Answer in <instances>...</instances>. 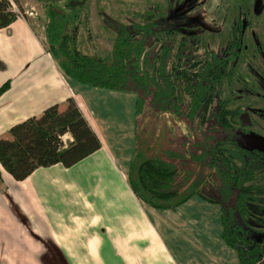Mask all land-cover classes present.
<instances>
[{"label":"trees","instance_id":"trees-1","mask_svg":"<svg viewBox=\"0 0 264 264\" xmlns=\"http://www.w3.org/2000/svg\"><path fill=\"white\" fill-rule=\"evenodd\" d=\"M36 1L45 5L47 49L65 75L86 86L136 95L135 148L128 172L133 194L156 209H175L194 195L217 205L223 240L238 264H264V150L237 138V130L254 121L248 118L244 125L241 108L227 109L221 97L233 69L200 38L190 43L163 28L159 18L164 9L157 3L142 13L125 12L115 26L104 18L102 27L111 32L113 46L109 56L101 57L81 50L74 36L84 0ZM16 18L9 1L0 0V30ZM6 88L4 84L0 94ZM146 105L157 120L171 123L160 117L165 113L191 123L181 133H199L200 139L188 146L182 138L183 149L165 151L164 158L151 146L143 147L146 143L137 141V119ZM9 135L0 139V166L16 181L40 167L69 168L101 147L72 98L64 110L50 106L13 126ZM66 135L71 137L67 144Z\"/></svg>","mask_w":264,"mask_h":264},{"label":"crops","instance_id":"crops-1","mask_svg":"<svg viewBox=\"0 0 264 264\" xmlns=\"http://www.w3.org/2000/svg\"><path fill=\"white\" fill-rule=\"evenodd\" d=\"M4 84L0 139L50 106L64 110L72 98L101 147L69 168L40 167L22 181L0 166V264H238L217 205L194 195L175 209H156L133 194L134 93L65 75L26 16L0 30ZM12 204L27 215L31 236Z\"/></svg>","mask_w":264,"mask_h":264},{"label":"rangeland","instance_id":"rangeland-1","mask_svg":"<svg viewBox=\"0 0 264 264\" xmlns=\"http://www.w3.org/2000/svg\"><path fill=\"white\" fill-rule=\"evenodd\" d=\"M12 9L19 10L26 18H28L30 25L34 29L37 37L40 39L45 48H48L45 38V5L41 1L36 0H10ZM84 11L79 13L80 17L75 24L76 30L74 36L77 41L78 47L86 53H96L101 57L109 56L113 46V38L110 31L103 29L104 18H109L110 23L107 25L115 26L116 21H122L125 18V12L142 13L150 3H157L165 5V0H84ZM61 2H58L60 4ZM264 3V0H263ZM240 5L246 6V0H208L202 5L201 19L214 29L219 31V34H212L210 32H202L200 40L209 46L210 51L218 52L219 47L224 43L227 37V30L232 22L231 14H234L237 7ZM61 6V5H60ZM252 11V5H250ZM194 12V13H193ZM192 13L197 16L198 11L193 10ZM192 16L187 19L190 26V21L196 17ZM252 25L249 27L245 34V42L247 49L239 53V59L235 65L234 75L231 80L226 82L223 88L224 98L228 99L229 110L236 108L249 107L248 115L244 121V125L249 124L250 120L254 121L250 127H243L242 130H237V138L242 142L245 141L249 145L259 147L264 150V63L262 62L261 55L254 49V41L258 42L264 51V21L263 15L252 18ZM112 23V24H111ZM170 26V25H168ZM189 26V27H190ZM202 27V26H201ZM203 28V27H202ZM260 30L259 42L258 36H252V32ZM216 31V32H217ZM218 33V32H217ZM262 53V51H260ZM242 92V96L236 89ZM256 93V94H255ZM253 94V95H251ZM241 106V107H240ZM255 109V110H254ZM161 118L171 120V123L163 120H157V115L146 105L143 115L137 119V141L143 144V147L151 146L154 152L161 157H165V151H181L183 146H179L180 142L189 140L186 145L190 146L192 141L200 139L199 133L190 132L189 138L185 133L191 126L183 118H175L174 115L160 113ZM250 118V120L248 119ZM183 119V120H182ZM174 120V121H173ZM242 121V120H241ZM209 124H211L209 122ZM171 125V126H170ZM237 129H240L238 125ZM189 131V130H188ZM182 132V133H181ZM192 140V141H191ZM246 144V143H245ZM154 154V153H152ZM12 212L15 213L17 219L27 225L26 235L31 236L28 225L29 220L25 213L19 212L15 204L11 206ZM51 248L54 245L50 242L48 244ZM11 263V262H8ZM43 264H49L44 261Z\"/></svg>","mask_w":264,"mask_h":264},{"label":"flooded vegetation","instance_id":"flooded-vegetation-1","mask_svg":"<svg viewBox=\"0 0 264 264\" xmlns=\"http://www.w3.org/2000/svg\"><path fill=\"white\" fill-rule=\"evenodd\" d=\"M165 1V5L159 4L164 9L163 15L159 18V23L163 28L175 30V33H179L178 35L182 38H187L190 43H192V38H200L199 35H201L202 32H210L212 34L220 33L219 31H217V29L211 28L203 20V18L201 19V16H203L202 5L208 0ZM246 3V6L238 4L239 6L237 7L235 13L231 14L230 19L232 20V22L230 24L229 29L227 30V37L225 38L223 45L219 47L218 50L222 62L226 64L228 69H233V73L231 72V77L234 75V69L239 59V53L247 49V45L245 42V34L247 29L252 25L253 15L255 14V17L263 15L264 21L263 0H246ZM250 5H252V11L250 10ZM193 10L198 11L197 16L193 14L194 12L192 13ZM192 16H195L196 18L190 21V26L187 19ZM252 36L255 38L258 36L259 39L260 30L254 29V31L252 32ZM259 42L261 43V39H259ZM205 43L209 44L207 42V39H205ZM254 43L255 44L253 46V49L261 55L262 62L264 63V51L258 42L254 41ZM260 51H262V53H260ZM262 73L264 74V71H262ZM236 91L239 93L238 96L241 97L242 92L238 88L236 89ZM221 97L223 101L227 103L226 108H228V99L224 98V94H222ZM249 110H252V108H241V113L248 115Z\"/></svg>","mask_w":264,"mask_h":264},{"label":"built area","instance_id":"built-area-1","mask_svg":"<svg viewBox=\"0 0 264 264\" xmlns=\"http://www.w3.org/2000/svg\"><path fill=\"white\" fill-rule=\"evenodd\" d=\"M8 1H9V3H10V7H12V3H11V1H10V0H8ZM11 11L14 12V13L16 14L17 18H18V17H24V15H23L22 13H20L19 10H14V8H13V9L11 8Z\"/></svg>","mask_w":264,"mask_h":264}]
</instances>
